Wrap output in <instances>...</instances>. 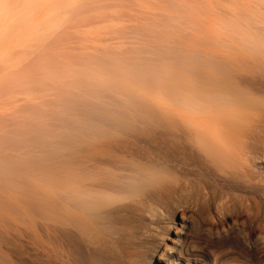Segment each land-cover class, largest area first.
Instances as JSON below:
<instances>
[{
    "label": "bare ground",
    "instance_id": "bare-ground-1",
    "mask_svg": "<svg viewBox=\"0 0 264 264\" xmlns=\"http://www.w3.org/2000/svg\"><path fill=\"white\" fill-rule=\"evenodd\" d=\"M100 2L0 0V57ZM174 13L151 27L199 28ZM166 49L66 78L93 89L88 117L77 111L74 133L51 142H38L40 126L27 133L28 147L54 159L52 182L15 190L53 230L0 231V264H264V220L255 227L250 216L264 209V56H156ZM161 89L164 114L144 101Z\"/></svg>",
    "mask_w": 264,
    "mask_h": 264
},
{
    "label": "rangeland",
    "instance_id": "rangeland-1",
    "mask_svg": "<svg viewBox=\"0 0 264 264\" xmlns=\"http://www.w3.org/2000/svg\"><path fill=\"white\" fill-rule=\"evenodd\" d=\"M100 1L98 10L84 8L85 14L75 15L71 24L55 23L56 31H50L51 34L44 24L42 35L41 31L38 32L37 39L28 45L29 48H21L26 53L23 51L21 54L17 49L18 53L5 56L9 57L4 58L5 61L3 56L0 57V231L44 234L53 230L52 223L36 216L38 211L34 215L31 205L26 204L28 199L19 198L15 190L17 192L35 183L52 182L54 159L44 162L48 155L28 147L27 144L34 143L30 140L36 137L26 134L40 126L49 134L45 131L38 135V142H51L65 131L70 133L72 130L68 128H74L73 120L83 121L88 117L90 108L87 100L93 99L94 91L79 83L74 85L76 88L66 86L68 77H76L86 71L91 77L95 74L94 69H104L105 73L109 65L103 62L110 61L111 57L115 61L125 57L151 56V52H156L160 45L167 48L166 55L158 52L156 56H264V2L261 0H256L257 3L255 0ZM186 5L189 8H185ZM180 9L193 14L191 17L199 28L196 25L192 30L183 27L189 31L183 34L179 30L181 34L175 31L178 29L166 26L165 22L159 24L161 28L151 27L150 22L159 16L164 20L172 19L174 11ZM39 25H43L41 20ZM35 27L25 25L24 32L32 34ZM164 28L167 32L162 33ZM157 31L160 34H156ZM24 32L22 37H26ZM63 80L66 81L63 83ZM162 92L161 89L160 92H152L155 95H140L145 96L148 108L164 114L165 97ZM49 121L55 125H49ZM63 121H71V124ZM50 133L57 137L47 139ZM61 147L56 145L51 152L67 154L68 147ZM250 216L256 227L264 220V209L258 212L252 207ZM157 259L151 264H157Z\"/></svg>",
    "mask_w": 264,
    "mask_h": 264
}]
</instances>
